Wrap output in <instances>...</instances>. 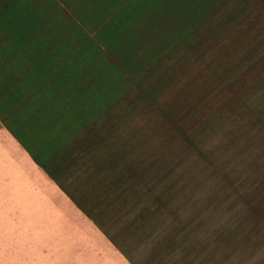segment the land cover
I'll use <instances>...</instances> for the list:
<instances>
[{
    "label": "rangeland",
    "instance_id": "1",
    "mask_svg": "<svg viewBox=\"0 0 264 264\" xmlns=\"http://www.w3.org/2000/svg\"><path fill=\"white\" fill-rule=\"evenodd\" d=\"M0 264H264V0H0Z\"/></svg>",
    "mask_w": 264,
    "mask_h": 264
},
{
    "label": "bare ground",
    "instance_id": "2",
    "mask_svg": "<svg viewBox=\"0 0 264 264\" xmlns=\"http://www.w3.org/2000/svg\"><path fill=\"white\" fill-rule=\"evenodd\" d=\"M28 190V189H27Z\"/></svg>",
    "mask_w": 264,
    "mask_h": 264
}]
</instances>
